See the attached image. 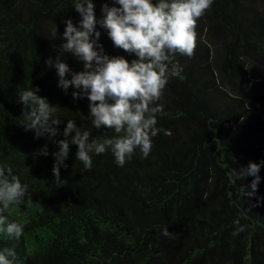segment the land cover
Returning a JSON list of instances; mask_svg holds the SVG:
<instances>
[{"label":"trees","instance_id":"16d2710c","mask_svg":"<svg viewBox=\"0 0 264 264\" xmlns=\"http://www.w3.org/2000/svg\"><path fill=\"white\" fill-rule=\"evenodd\" d=\"M249 1L214 0L197 21L194 53L176 57L183 71L158 101L161 131L147 158L136 151L117 167L110 153L93 155L84 171L70 145L60 169L66 183L55 187L54 140L63 136L26 131L29 109L17 94L38 89L57 107L59 133L68 119L90 127L88 101L58 88L45 64L60 54L64 21L80 17L73 0H0V166L29 188L23 205L6 213L23 234L0 236V249L14 248L16 264H264V167L252 196L242 189L251 192L253 177L233 182V170L264 161V83L256 97L236 84L243 58L257 75L264 71V6L260 12ZM92 2L96 18L110 5ZM100 44L109 56L134 59L110 40ZM60 58L82 70L70 54ZM104 135L113 133L93 129L90 139ZM45 145L49 155H38ZM237 219L245 230L234 237Z\"/></svg>","mask_w":264,"mask_h":264},{"label":"clouds","instance_id":"9594fccd","mask_svg":"<svg viewBox=\"0 0 264 264\" xmlns=\"http://www.w3.org/2000/svg\"><path fill=\"white\" fill-rule=\"evenodd\" d=\"M214 0H110L102 5V16H95L92 0H73V9L80 20L73 24L71 18L64 21L65 27L59 55L45 64L55 69L57 87L65 94L73 89V100L88 101L90 127H77L68 119L62 133L55 117L57 107L50 106L46 98L36 95L38 89L26 88L17 94V102L28 108L23 115L25 130H32L36 137L47 135L50 140L60 134L63 139L55 141L58 151L52 153L54 164L52 175L55 187L66 181L60 179V169L65 166L70 145L76 146L75 159L84 171L92 168L93 155L110 153L117 167H123L136 151L147 158L152 150V139L161 131L157 127L158 116L163 115V105L158 103L171 79L179 77L183 69L176 57H191L196 47L197 21L212 6ZM103 29L114 48L134 57L130 62L124 56H109L98 43ZM70 54L81 65L82 70L73 72L60 58ZM70 77V78H66ZM111 131V136L90 139L92 130ZM170 134V133H168ZM38 155L48 156L47 145ZM264 161L249 162L239 171L233 170V182L253 177L249 185L252 196L261 182L259 172ZM28 185L12 173L7 166H0V236L19 239L24 225L9 220L6 215L10 207L23 205ZM232 235L245 230L240 221ZM161 235L167 237L165 226ZM0 264H16L14 248L0 249Z\"/></svg>","mask_w":264,"mask_h":264},{"label":"rangeland","instance_id":"374dc122","mask_svg":"<svg viewBox=\"0 0 264 264\" xmlns=\"http://www.w3.org/2000/svg\"><path fill=\"white\" fill-rule=\"evenodd\" d=\"M249 2L251 4H253L254 7L258 11L261 12L262 7L264 6V0H250ZM253 5H251V6H253ZM100 11H101V8H100ZM99 14H100L99 17L96 18L97 20H99L101 18V16H102L101 12H99ZM96 30L101 33L98 43H101V42H104L106 40H109L107 38L106 32L103 29H101L99 27V25H97ZM241 69L243 71H245V74H244V76H242L240 78V82H238L236 84L242 86L243 89L245 90V93L248 92L252 97L258 96L257 90L260 87H258V85H256V84L264 83V71H261L260 73H258L260 75H257L256 71L253 72V68H252V65L250 64V61L245 59V58H243V63L241 65ZM257 76H259V77H257ZM233 89H235V88L233 87ZM261 110L264 112V105L262 106Z\"/></svg>","mask_w":264,"mask_h":264}]
</instances>
